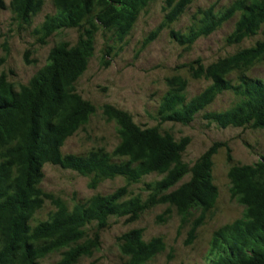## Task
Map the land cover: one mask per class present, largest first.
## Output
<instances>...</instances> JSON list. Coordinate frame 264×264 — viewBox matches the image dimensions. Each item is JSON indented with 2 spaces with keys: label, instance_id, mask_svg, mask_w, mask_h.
Masks as SVG:
<instances>
[{
  "label": "trees",
  "instance_id": "16d2710c",
  "mask_svg": "<svg viewBox=\"0 0 264 264\" xmlns=\"http://www.w3.org/2000/svg\"><path fill=\"white\" fill-rule=\"evenodd\" d=\"M154 1L53 0L56 11L35 28L40 43L47 44L54 33L69 28L78 29L77 41L62 40L52 47L47 63L19 89L7 73H0V264H40L54 253L61 256L53 264H77L100 248V231L109 226L111 217L135 222L159 204L169 205L165 214L175 207L183 224L195 210L200 212L190 230L192 240L215 207L219 189L213 177L214 156L221 146H228L226 142H215L190 166L183 159L189 137L177 140L159 125L143 127L130 112L107 103L103 114L117 124L120 137L113 151H62L66 140L97 111L76 89L94 56L97 33L101 30L124 43L141 13ZM192 2L164 0V18L144 44L167 28L179 45L190 49L199 38L209 36L236 15L239 18L228 42L239 43L257 35L264 26V0H233L224 9L200 8L186 29H175L173 25ZM43 6L44 0H11L10 4L14 19L28 25ZM263 59L264 38L210 64L201 59L189 63L192 77L205 78L210 84L189 98L188 79L169 77L157 118L161 123L188 125L220 94L230 91L236 99L232 106L207 111L204 118L221 128L264 129V79L249 74ZM4 61L2 57L0 65ZM228 159L232 160L230 154ZM46 164L91 177L92 188L116 177H123L126 183L111 193H96L70 206L42 188ZM155 173L162 178L145 183L146 198L131 194V185ZM188 175L190 179L179 185ZM228 176L231 196L244 206V212L215 231L211 249L215 257L209 264H264V157L254 164L232 165ZM47 199L55 210L35 223ZM94 224L96 231L90 234L88 227ZM165 248L163 237L146 240L142 228H132L119 237V249L126 257L123 264H146Z\"/></svg>",
  "mask_w": 264,
  "mask_h": 264
},
{
  "label": "rangeland",
  "instance_id": "374dc122",
  "mask_svg": "<svg viewBox=\"0 0 264 264\" xmlns=\"http://www.w3.org/2000/svg\"><path fill=\"white\" fill-rule=\"evenodd\" d=\"M233 0H193L186 13L176 22L175 29H186L193 15L200 8L214 6L224 9ZM11 0H0V73L5 72L17 89L29 80L47 63L52 47L62 40L75 43L79 36L76 28L54 33L47 44H41L35 28L39 27L48 14L56 11L53 0H44L42 11L33 17L30 25L18 23L10 7ZM165 15L164 0L152 2L139 16L133 30L124 43H119L99 31L96 36V50L87 70L78 79L76 89L81 95L97 106L90 121L70 136L62 151L64 153L87 154L92 149L104 148L109 152L117 146L120 137L117 124L103 114V106L113 104L130 112L134 120L143 127L159 125L162 132H171L177 140L189 137L190 142L183 153V159L190 166L215 142H226L214 156L213 177L218 186L219 196L215 207L208 213L190 240V230L200 212L195 210L190 221L183 224L177 209L165 211L168 204H159L145 211L140 219L127 222L126 217H111L109 226L100 231L101 245L92 256L82 258L77 264H123L126 257L119 249V237L132 228H142L144 239L164 238L166 248L146 264H209L215 257L211 253L212 239L216 230L242 217L244 206L230 193L228 172L234 164H254L264 157V129L251 127H219L215 122L204 118L207 111L228 109L235 102L232 92L220 94L215 102L198 113L188 125L167 121L161 123L157 109L168 90L167 79L181 75L188 79L189 98L199 94L210 80L194 78L189 72V63L201 59L210 64L219 58L235 53L241 48L250 47L264 38V26L257 35L247 37L239 43L227 41L233 32L238 15L221 28L206 37L199 38L192 48L179 45L164 28L146 45L144 41L161 23ZM113 46L110 49L109 46ZM106 51H109L107 54ZM30 61V62H28ZM250 76L264 79V59L250 71ZM232 160L228 159V155ZM42 188L64 199L70 206L77 201H85L96 193L107 194L125 185L123 177L106 179L97 188L90 186L91 177L58 165L46 164ZM162 175L150 174L141 183L129 187L131 194H142L146 198L149 191L146 184L161 179ZM190 179L186 176L180 183ZM55 210L47 199L34 222L45 220ZM96 225L88 227L94 234ZM54 253L40 261V264H53L60 258Z\"/></svg>",
  "mask_w": 264,
  "mask_h": 264
}]
</instances>
